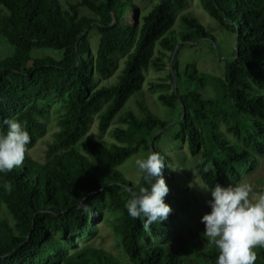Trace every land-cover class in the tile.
<instances>
[{"label":"trees","instance_id":"1","mask_svg":"<svg viewBox=\"0 0 264 264\" xmlns=\"http://www.w3.org/2000/svg\"><path fill=\"white\" fill-rule=\"evenodd\" d=\"M150 1L138 18L132 0H77L67 7L58 0H0V37L13 47L0 60V122L18 120L31 138L23 164L0 174V264H189L153 241L181 233L199 204L167 167L170 157L159 145L162 131L198 156L197 171L209 189L257 168L264 155V0H200L209 16L236 33V54L223 76L198 71L192 62L180 71L173 36L181 46L211 36L189 13L179 16L184 29L172 28L187 0ZM82 7L89 15L78 14ZM127 13L137 22H128ZM92 28L98 33L95 53L89 44ZM35 48L61 50L62 57H31ZM121 58L116 80L100 85L99 77L111 76ZM165 58L174 87L159 92L158 99L178 110L171 124L148 109L141 89L144 71L162 69ZM208 82L215 94L206 98L200 90ZM48 95L61 98L64 110L46 160L38 162L27 150L44 132ZM131 95L139 114L129 109L110 128ZM94 117L112 141L87 135ZM141 147L164 159L169 189L164 202L171 208L166 220L148 228L125 209L127 188L146 186L142 174L134 183L118 169ZM107 213L125 263L102 248L77 246V239L97 235L94 217ZM253 251L255 264H264V247ZM193 253L205 264H215L218 255L212 243Z\"/></svg>","mask_w":264,"mask_h":264},{"label":"rangeland","instance_id":"2","mask_svg":"<svg viewBox=\"0 0 264 264\" xmlns=\"http://www.w3.org/2000/svg\"><path fill=\"white\" fill-rule=\"evenodd\" d=\"M63 7H67L69 3H75L77 0H58ZM137 5L138 18L140 13H145L150 9V0H132ZM182 13H189L193 15L199 22L204 26L207 33L210 34L211 38L199 39L196 41H188L191 45L181 46L179 36L174 35V39L177 41L175 50L179 47L177 59L180 64V71H182L185 64L192 62L196 65L198 71L211 73L217 76L224 75L225 64L235 57L237 49L236 33L224 29L216 20L207 14L202 8L200 0H187L185 7L178 12L176 20L173 24L174 29H184L180 22L179 16ZM79 15H89V11L85 8L78 9ZM126 20L128 22H137V16L133 13H127ZM166 35H170L167 32ZM98 33L96 29L92 28L89 31V44L92 52L95 53L97 49ZM157 47L154 54L157 53ZM13 51L12 45L3 37H0V60H4L9 57ZM168 54V52H166ZM31 57H43L50 56L56 60L61 59L62 51L54 50L49 48H35L30 51ZM122 65V58L119 61L118 68L114 71L111 76L99 77L100 85H106L116 80V75L119 73ZM170 62L167 58L164 59V66L160 70H155L149 67L144 71V82L142 84V96L148 109L155 115L172 121L177 119V109H170L164 106L158 99V93L164 90H170L174 87V83L169 79L168 68ZM151 82L165 83L164 86H151ZM183 86L181 85V88ZM187 89V88H186ZM200 90V89H199ZM203 96L208 98L214 96V89L210 82L200 90ZM137 98V97H136ZM136 98L131 95L125 102L124 106L118 111L115 119L110 124V128L118 125L116 122L117 116L121 115L125 111L131 109L135 114H139L137 105L135 104ZM48 104V105H47ZM43 105L46 106L45 116L41 119L44 124V132L40 135L35 145L27 150L28 155L38 162H44L46 160L45 151L47 143L53 138V134L58 130V117L63 112L62 99L57 98L54 95H48L43 100ZM87 135L94 139L110 142L112 141L109 136L108 130L106 132H100L98 130V120L94 117L90 124ZM159 145L163 147L164 152L170 157L166 161L167 167L173 172V175L178 181L185 183L188 189L195 195L199 204L195 212L184 220L181 227V233L177 234L173 239L168 238H157L154 239V243H159L164 246L167 251L179 253L180 257L183 258L189 264H205L206 261L195 255L193 251H200L209 249L211 241L205 240L204 225L201 223L202 215L210 211L207 201L211 199L210 191L201 187L206 185L203 183L200 175L197 171V159L198 156H192L187 145L183 141L172 142L169 134L166 131H162L160 134ZM148 154V151L141 147L132 156L122 162L118 169L122 174L131 182H137L141 176L140 171L136 168L134 161L138 158H144ZM247 184L253 189L250 193V200L255 201L258 193H264V155L259 160V164L255 170L248 174H243L238 181H231L223 187L229 185ZM110 215L107 213L105 216L94 217V224L97 227V235L86 241L77 239V246H93L102 248L117 259L119 258L122 263L127 261V257L123 254L121 247L117 243L114 232L111 229Z\"/></svg>","mask_w":264,"mask_h":264},{"label":"clouds","instance_id":"3","mask_svg":"<svg viewBox=\"0 0 264 264\" xmlns=\"http://www.w3.org/2000/svg\"><path fill=\"white\" fill-rule=\"evenodd\" d=\"M30 140L18 120L9 118L0 122V174L23 164ZM134 163L146 186L127 188L125 209L131 218L142 220L148 228L166 220L171 212L164 202L169 192L162 176L166 165L156 152ZM201 188L209 190L211 196L207 201L210 211L200 219L205 229L203 236L218 252L215 264H255L257 257L253 249L264 247V193H258L252 201L249 197L253 189L247 184Z\"/></svg>","mask_w":264,"mask_h":264},{"label":"water","instance_id":"4","mask_svg":"<svg viewBox=\"0 0 264 264\" xmlns=\"http://www.w3.org/2000/svg\"><path fill=\"white\" fill-rule=\"evenodd\" d=\"M236 50H237V49H236ZM173 55H174V52L172 53L171 59H172Z\"/></svg>","mask_w":264,"mask_h":264}]
</instances>
